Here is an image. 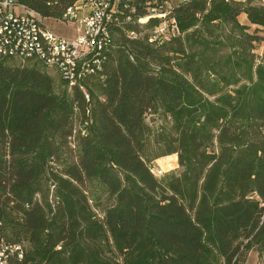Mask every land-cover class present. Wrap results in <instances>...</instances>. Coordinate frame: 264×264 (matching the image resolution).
Instances as JSON below:
<instances>
[{"label":"trees","instance_id":"obj_1","mask_svg":"<svg viewBox=\"0 0 264 264\" xmlns=\"http://www.w3.org/2000/svg\"><path fill=\"white\" fill-rule=\"evenodd\" d=\"M21 1L60 18L78 0ZM254 2L182 3L180 33L162 42L117 29L85 82L90 100L63 79L58 90L40 61L0 57V221L24 252L13 264H244L264 251V54L252 52L264 5ZM168 155L179 169L156 176L152 162Z\"/></svg>","mask_w":264,"mask_h":264},{"label":"built area","instance_id":"obj_2","mask_svg":"<svg viewBox=\"0 0 264 264\" xmlns=\"http://www.w3.org/2000/svg\"><path fill=\"white\" fill-rule=\"evenodd\" d=\"M121 0H78L59 19L76 23V35L52 30L49 18L21 0H0V57L22 62L40 61L59 71L70 89L101 74L109 52L115 47L114 32L122 28L131 39L145 37L151 43L180 33L173 8L190 0H128V9H119ZM264 5V0H254ZM151 19L159 23L148 26ZM133 25L132 28L128 26ZM143 27L150 28L148 33ZM0 221V264H13L12 257L23 258L20 244L7 243Z\"/></svg>","mask_w":264,"mask_h":264},{"label":"rangeland","instance_id":"obj_3","mask_svg":"<svg viewBox=\"0 0 264 264\" xmlns=\"http://www.w3.org/2000/svg\"><path fill=\"white\" fill-rule=\"evenodd\" d=\"M226 1H246V0H226ZM254 3H256V2H254ZM239 19L244 24L249 23V20L247 18L240 16ZM47 22H48L50 28L52 30L58 32V33H64V34H67L70 36H75L77 34L76 33L77 32L76 31V23L70 22L68 24V23H64V22L60 21L59 19H54V18H49L47 20ZM199 26L200 25H197L195 27H199ZM256 27H258V26L251 25L249 32L254 33V28H256ZM143 28H144L143 31L145 33H148L150 31V28H148V29L145 27H143ZM259 33L262 34L263 31H261ZM233 49L234 48H231V46L225 47L224 50L220 54H225L226 52L228 54H230V53H232ZM252 52L254 53L256 61L259 62V60L261 59V57L264 54V40H260L258 42H255ZM28 62L34 63L33 61H28ZM39 66H40V69L48 72L49 74H51L54 77L58 90L63 91L65 89V86L62 84V81H63L62 77H61L58 70H56L54 68H47V67H44L42 65H39ZM148 120L150 121V119H148ZM153 123H155V122H153ZM75 127L78 131H80V129L84 128V126H81L79 121H76ZM81 132H85V130L83 129V130H81ZM64 156H66V154H64ZM152 169H153L154 174L158 177H162L163 175H165V173H167L169 171L179 169L178 156L168 155V156L158 158L152 162ZM54 186L55 185H53L52 182H50V190L51 191L54 190ZM101 200L104 202H107V199L105 196H102ZM244 264H264V251L261 252L256 247L253 248L252 250L249 251Z\"/></svg>","mask_w":264,"mask_h":264},{"label":"bare ground","instance_id":"obj_4","mask_svg":"<svg viewBox=\"0 0 264 264\" xmlns=\"http://www.w3.org/2000/svg\"><path fill=\"white\" fill-rule=\"evenodd\" d=\"M120 3H121V1H119V9H120ZM83 92L85 94L86 99L88 100V94H86L84 90H83Z\"/></svg>","mask_w":264,"mask_h":264},{"label":"crops","instance_id":"obj_5","mask_svg":"<svg viewBox=\"0 0 264 264\" xmlns=\"http://www.w3.org/2000/svg\"><path fill=\"white\" fill-rule=\"evenodd\" d=\"M241 17H244V18H246L245 14H242V15H241Z\"/></svg>","mask_w":264,"mask_h":264}]
</instances>
